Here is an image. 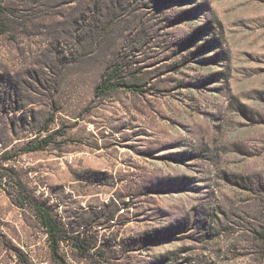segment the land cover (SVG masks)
Returning a JSON list of instances; mask_svg holds the SVG:
<instances>
[{
  "label": "rangeland",
  "instance_id": "rangeland-1",
  "mask_svg": "<svg viewBox=\"0 0 264 264\" xmlns=\"http://www.w3.org/2000/svg\"><path fill=\"white\" fill-rule=\"evenodd\" d=\"M0 177V264H264V0H0Z\"/></svg>",
  "mask_w": 264,
  "mask_h": 264
},
{
  "label": "trees",
  "instance_id": "trees-1",
  "mask_svg": "<svg viewBox=\"0 0 264 264\" xmlns=\"http://www.w3.org/2000/svg\"><path fill=\"white\" fill-rule=\"evenodd\" d=\"M117 75V72L108 73L104 77V79L97 85L96 92L98 94H104L108 91L118 88L121 84H123L124 86L133 87V85H129L127 82H115L114 79ZM49 142V138L36 139L32 142H29L25 147V150L34 151L43 149L46 145L49 144ZM34 209L36 210L42 227L48 234L53 258L60 264H65V259L62 257L59 251L60 245L65 239L64 227L61 225L60 221L51 213V211L43 207L41 204L35 203Z\"/></svg>",
  "mask_w": 264,
  "mask_h": 264
},
{
  "label": "built area",
  "instance_id": "built-area-1",
  "mask_svg": "<svg viewBox=\"0 0 264 264\" xmlns=\"http://www.w3.org/2000/svg\"><path fill=\"white\" fill-rule=\"evenodd\" d=\"M0 180H1V177H0ZM47 233V232H46Z\"/></svg>",
  "mask_w": 264,
  "mask_h": 264
}]
</instances>
